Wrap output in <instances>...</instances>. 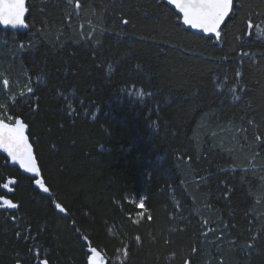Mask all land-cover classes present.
<instances>
[{
	"label": "trees",
	"instance_id": "obj_1",
	"mask_svg": "<svg viewBox=\"0 0 264 264\" xmlns=\"http://www.w3.org/2000/svg\"><path fill=\"white\" fill-rule=\"evenodd\" d=\"M240 2L244 11L227 22L220 44L178 25L165 0H80V9L77 0H28L29 31L0 28V104L28 123L50 189L0 149V185L16 180L9 198L21 205L0 209V264H14L17 254L21 264H38L34 246L51 253H41L50 264H86L84 235L112 260L121 241L141 235L132 264H180L170 252L192 246L201 249L196 264H264V255L244 249L259 235L264 251V149L254 160V138L241 131L249 119L264 122V37L239 39L241 21L253 9L264 13V0ZM120 16L131 23L114 22ZM241 43L252 58L236 80ZM240 84L250 91L234 100L228 89ZM225 188L233 190L227 200ZM144 197L155 220L136 225L135 200ZM11 215L34 240L16 238ZM225 226L222 241L203 235Z\"/></svg>",
	"mask_w": 264,
	"mask_h": 264
},
{
	"label": "snow or ice",
	"instance_id": "obj_2",
	"mask_svg": "<svg viewBox=\"0 0 264 264\" xmlns=\"http://www.w3.org/2000/svg\"><path fill=\"white\" fill-rule=\"evenodd\" d=\"M71 3V0H67ZM87 0H85V3ZM168 5L172 6V11L175 15V19L178 25L187 26L188 29H197L201 33L209 34V39L214 40L217 44H220L222 31L224 28L228 27L229 21L234 22L238 17L240 12L244 11V4L237 0L236 8L234 9V0H165ZM76 9L81 8L80 0H77L75 4ZM29 14V4L26 0H0V25L12 28H29V24L25 22L26 15ZM41 15H46V13L41 12ZM118 21L121 25H129L131 22L129 19L123 18V16L115 17L114 22ZM259 21V22H256ZM68 24L71 23V17L66 18ZM44 23L43 21L41 22ZM89 23H91L89 21ZM244 24V29L241 31L239 39L247 36L252 38L254 35L257 39L264 37V13H257L254 9L250 12L249 16L241 21ZM255 29V31H254ZM42 30V29H41ZM94 31V30H93ZM103 35V31L100 33ZM116 35H121V32L115 33ZM59 39V37L57 38ZM85 39V38H81ZM86 39L90 42H95L100 44V40L93 34H89ZM31 42H29V46ZM21 49L25 47L24 44L20 45ZM244 45L241 43V50L238 51L239 59L236 61L237 67L234 70V76L236 80H242L245 72L243 70V65L245 63L244 58H252V54L248 51H243ZM96 54L93 52V59L95 60ZM225 60L229 59L228 56L224 57ZM261 61L264 62V54H261ZM97 68L103 69L104 65L97 64ZM108 71L112 72L111 65L108 66ZM33 83L29 82L27 88V95L31 96L34 92ZM2 84L4 88H10L9 79H3ZM223 91V89H218ZM228 91L233 93L234 100H240L241 96L236 95L237 91H244L245 93L250 90L244 88L242 84L238 85L237 88L229 87ZM22 97L25 93L20 94ZM148 95H151L149 93ZM8 105L0 104V149L11 157L13 163L19 164V166L27 173L32 174L35 185L41 189L44 193H49V187L45 186V182L41 177V168L37 162L36 155L33 149V143L29 140V125L25 122L23 118L18 115H14L7 111ZM38 103L35 106V111H38ZM73 114V109H69L68 115L71 117ZM248 129H241L245 135L251 134L254 138L255 148L253 151V159H257L261 150L264 149V132L260 131V127L264 122H257L254 118L247 121ZM188 161L191 162L192 157H187ZM17 181L14 179H9L7 182L0 185V188L6 190L4 194H0V209L5 210H18L21 205L14 202L12 198H9V194L15 192V186ZM231 189L225 188L224 198L227 200L232 194ZM55 210L59 213L67 215V209L60 203L54 205ZM136 208L139 209L137 212V219L134 221L136 225H139L142 220H147L149 223L154 222L155 216L147 205V197L139 199L136 204ZM17 227L14 229L16 238L18 240L31 241L35 237L31 235V228H21L20 221L16 219L15 215L9 217ZM207 223V222H205ZM223 224V221H220ZM235 228V225L232 226ZM227 231V226L222 228L217 234L214 229H206L203 233L207 236L209 232L213 235H217L218 241L224 239V232ZM264 235V234H261ZM86 247V264H132V245H136L137 248L144 246V241L141 235H135L131 237L127 243L121 241L120 248L114 252L115 260L107 257V253H102L98 247L91 245L89 237L79 236ZM157 241L152 239L149 241V246L155 244ZM171 243L170 240H164V245L168 246ZM232 245L237 246V241L232 240ZM261 243V236L252 235L249 237V241L244 245L246 255L251 256L254 252L258 255H264V251H261L259 245ZM201 249L196 246H192L189 251H171L168 259L180 258V264H196V257L199 255ZM32 254V259L37 261L38 264H50L49 258H42L41 253L45 257H50L51 253L47 250L34 246L30 249ZM25 257L17 254L14 258V264H21ZM217 264H225L223 259L217 260Z\"/></svg>",
	"mask_w": 264,
	"mask_h": 264
},
{
	"label": "water",
	"instance_id": "obj_3",
	"mask_svg": "<svg viewBox=\"0 0 264 264\" xmlns=\"http://www.w3.org/2000/svg\"><path fill=\"white\" fill-rule=\"evenodd\" d=\"M26 2L28 3V0H26ZM170 7H172L171 5H169ZM27 18H28V15H26V17H25V22L26 23H28L27 22ZM186 28H187V26H185ZM0 28L2 29V30H4V31H7V30H10V31H20V32H27V31H29V29H30V27L29 28H27V29H25V28H12V27H5V26H3V25H0ZM188 29V28H187ZM191 31H193L194 33H196V34H199V35H203V36H206V37H209V34H206V33H201L199 30H197V29H190Z\"/></svg>",
	"mask_w": 264,
	"mask_h": 264
},
{
	"label": "rangeland",
	"instance_id": "obj_4",
	"mask_svg": "<svg viewBox=\"0 0 264 264\" xmlns=\"http://www.w3.org/2000/svg\"><path fill=\"white\" fill-rule=\"evenodd\" d=\"M133 201H134V200H133ZM135 202H136V203H138V202H139V200H137V201L135 200Z\"/></svg>",
	"mask_w": 264,
	"mask_h": 264
}]
</instances>
